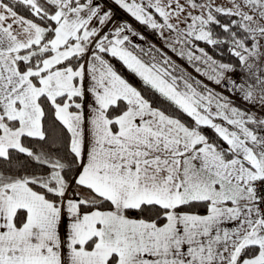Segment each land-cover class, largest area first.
Here are the masks:
<instances>
[{
	"label": "snow or ice",
	"instance_id": "obj_1",
	"mask_svg": "<svg viewBox=\"0 0 264 264\" xmlns=\"http://www.w3.org/2000/svg\"><path fill=\"white\" fill-rule=\"evenodd\" d=\"M0 264H264V0H0Z\"/></svg>",
	"mask_w": 264,
	"mask_h": 264
}]
</instances>
